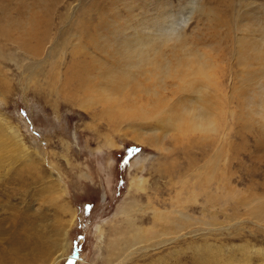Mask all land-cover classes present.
Masks as SVG:
<instances>
[{"label": "rangeland", "instance_id": "374dc122", "mask_svg": "<svg viewBox=\"0 0 264 264\" xmlns=\"http://www.w3.org/2000/svg\"><path fill=\"white\" fill-rule=\"evenodd\" d=\"M167 21L179 24L189 46L216 50L220 84L209 92L210 109L223 126L212 137L170 138L173 104L125 102L126 112L107 113L90 101L88 80L82 88L80 71L93 70L96 85L109 66L112 79L133 69L128 57L157 45L154 31ZM120 27L139 39L122 43ZM238 36L261 42L264 0H0V202L30 193L33 172L53 175L71 219L55 264H238L249 252L251 264H264V222L251 204L264 198V73L249 46L239 65ZM118 51L124 58L115 64ZM251 69V84H239ZM137 146L141 152L123 164Z\"/></svg>", "mask_w": 264, "mask_h": 264}, {"label": "bare ground", "instance_id": "6f19581e", "mask_svg": "<svg viewBox=\"0 0 264 264\" xmlns=\"http://www.w3.org/2000/svg\"><path fill=\"white\" fill-rule=\"evenodd\" d=\"M179 29V24L176 21H174L173 24H168L166 27L161 26L156 28V31H154V41H159V43L153 46H144V48L136 54H131V56L128 57L129 59L135 57L133 69H125L126 72L123 69H120L121 72L117 73L116 78L114 79L110 77L112 72L111 68L113 66H109L103 75L96 77V85L94 84L95 79L93 70H85L84 73L80 71L79 74L82 78V88L87 85V80L89 81L88 88H92V92L89 91L91 92L89 93V99H91L90 101L101 104V97L105 92L118 91L125 87L130 88L133 84H135L136 88L142 93L141 97L138 98L136 93H132L121 100L119 104L104 107L107 113H111L116 109L121 111L123 107L120 105L125 102L132 103L130 105L131 108L138 107L140 102H143V97L146 96L148 99L145 103L150 104L149 101H151L153 103L161 104L164 101L166 105L173 104V106H175V109L169 110L166 115V121L168 124L174 120H186L191 126H196L198 124H203L205 121L211 120L212 117L210 108L212 98L209 97V92L213 89L218 90L217 86L220 84L218 73L214 78L209 77L201 70L202 65L206 63L203 57L199 60H189L187 56H182L181 52H178L181 50L182 52L187 51L186 48L189 46L187 37L182 34V31ZM84 30L85 29H81V31ZM116 30V37L119 41L123 43L127 39L124 44L130 41L131 38L135 40L139 39V35L136 30L135 33L130 35L131 38L129 36L128 38L124 37L122 34L124 33V28L120 27ZM228 33H230V30H228ZM260 40L261 42H253L250 40L252 45H249V40L246 39L245 36H238L234 54L237 57L236 59H239V65H245L242 60L244 59V61H247L246 56H244V47L249 46L254 52L252 53L254 56L253 59H249H251L252 63L255 61L258 64H261V68L259 70L261 73H264V53L261 52L260 48L261 43L264 44V36ZM106 45L114 49L111 42L108 44L105 42V46ZM118 56L119 51L114 53V58L116 60L115 64L123 62L124 56L123 58H118ZM146 56H150L152 58L154 61V67L144 66ZM218 62L219 61L214 57L213 63L215 66ZM249 65L251 64L249 63ZM118 67L120 68V66ZM254 70L255 69L251 72L250 70H246L248 74L243 73L241 79L238 80L239 84L241 83L244 86L251 84L252 80L249 76L253 75ZM153 74H155L154 78ZM143 77L152 78L150 86L145 87L144 84L141 83V78ZM238 77L240 78V75ZM203 83L204 89H197L198 85ZM208 87H210L209 90L206 89ZM166 91H169L171 97L166 94ZM204 91L205 93H203ZM198 92L202 94L199 95ZM212 103L214 102L212 101ZM262 109L264 110V98L262 102ZM122 111L126 112L124 109ZM6 127L9 130H13L9 125ZM3 133L4 130L0 129V134ZM154 134H156V132H154ZM158 139L159 138L155 137L154 142L160 144ZM138 140L148 142L142 138ZM0 143V155H3L2 139ZM18 149H20L21 152H24V157L31 156L30 151L28 152L27 146L22 141H20ZM204 175L210 179L208 171ZM52 176V174L49 176L48 173L43 174V170H39L35 173L33 172V174H30V176L27 177V180H29H26L30 187L35 185V188H32L30 193L27 189H24L23 191L21 190V196L16 197L17 203L12 204L11 202H8L10 198L7 199V197L5 201L0 202V211L1 214H3V217L0 219V264H55L62 256H64L68 244L71 219L66 217L68 208L62 205L63 201H59L63 193L61 194L62 191L59 189L60 187L57 186L59 183H54V181L51 180ZM25 179L26 177L21 176V179L19 180L20 182H25ZM3 189H5L4 186L0 188V193H2ZM55 193L57 194V197H54ZM251 204L254 208L252 215H257L258 220L264 222V198L260 199L258 197L253 200ZM21 206H25V208L19 210V207ZM31 208L35 211V216L33 217L29 212ZM137 210H140V208H136L135 212ZM134 214L135 213L132 212L128 215L130 216V227L132 226V228H136V226H138L136 224V217ZM7 216H9V220L5 219ZM145 219L146 218L141 217V221L144 222ZM6 224H8V228L5 227ZM133 224H135V226ZM137 234L140 237L144 234L140 227ZM133 245L131 243L130 246ZM249 255L250 252L247 253L248 257L243 255L245 258L238 264H251V256L249 257ZM216 258H218V256ZM221 258L223 259V257ZM234 262L235 260H232L230 263L236 264ZM262 262H264V260H262Z\"/></svg>", "mask_w": 264, "mask_h": 264}, {"label": "clouds", "instance_id": "9594fccd", "mask_svg": "<svg viewBox=\"0 0 264 264\" xmlns=\"http://www.w3.org/2000/svg\"><path fill=\"white\" fill-rule=\"evenodd\" d=\"M186 49L187 51L181 52V55L187 56L189 60H199L201 57H203L206 63L202 65L201 70L205 72L209 77L214 78L217 74L216 66L213 63L214 57L217 55L216 50L210 45L200 48L188 46ZM144 66L154 67V61L150 56L145 57ZM154 75L155 74H153V78ZM151 82L152 78H141V83H143L145 87L150 86ZM132 93H136L138 98L142 95V93L136 88L135 84H133L130 88L125 87L118 91L105 92L101 97V106L109 107L119 104L121 100L131 95ZM147 99L148 98L146 96L143 97V102H146ZM120 106L124 107L123 104H121ZM260 121L262 124H264V116L260 117ZM222 126L223 124L218 116L213 117L211 120L205 121L203 124H198L196 126L189 125L186 120H178L174 130L170 133V138H179L189 134L212 137L219 131Z\"/></svg>", "mask_w": 264, "mask_h": 264}, {"label": "snow or ice", "instance_id": "6c2138e0", "mask_svg": "<svg viewBox=\"0 0 264 264\" xmlns=\"http://www.w3.org/2000/svg\"><path fill=\"white\" fill-rule=\"evenodd\" d=\"M141 152V149L137 146V147H133L127 150V155H128V159H124L122 158V163L125 165H128L131 163V157H134L135 155L139 154ZM89 208L94 207V205L89 204L88 205Z\"/></svg>", "mask_w": 264, "mask_h": 264}]
</instances>
